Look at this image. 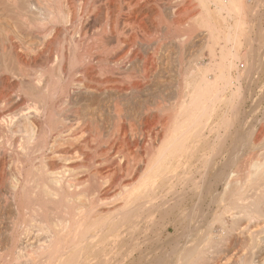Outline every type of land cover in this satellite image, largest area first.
Listing matches in <instances>:
<instances>
[{
    "label": "bare ground",
    "instance_id": "6f19581e",
    "mask_svg": "<svg viewBox=\"0 0 264 264\" xmlns=\"http://www.w3.org/2000/svg\"><path fill=\"white\" fill-rule=\"evenodd\" d=\"M159 1L0 0V132L18 133L6 192L0 154L15 213L0 264H209L204 244L216 264H254L263 251L264 0H197L206 36L178 30L177 47L197 51L178 50L171 90L150 86L171 35L149 40L146 23L169 33L196 1H160L161 23ZM24 86L30 101L9 107L1 87Z\"/></svg>",
    "mask_w": 264,
    "mask_h": 264
},
{
    "label": "rangeland",
    "instance_id": "374dc122",
    "mask_svg": "<svg viewBox=\"0 0 264 264\" xmlns=\"http://www.w3.org/2000/svg\"><path fill=\"white\" fill-rule=\"evenodd\" d=\"M160 1H162L163 3H164V0H160ZM158 2V7H161L160 9L162 10V7H163V10L161 11V13H163L162 14V17H160V23H161V21H164V20H167L166 19V17L168 16V14H169V9H167V8H165L164 7V5L161 3V2ZM187 1H189V0H187ZM187 1H185L184 0V4H185V6L187 5L186 3H189V2H187ZM196 1V2H195ZM190 2H192V3H189V5H192L194 2L197 4V0H190ZM194 3V4H195ZM161 4V5H160ZM183 4V5H184ZM193 4V5H194ZM195 4V8H192V6H189L188 8H189V11L187 10V12H186V10L185 9H181V11H183V12H180L179 13V16L182 18L183 16V19L185 20L186 18V21H184V26H181L180 28L178 27V29H177V27H175L174 29L175 30H172V29H170V31H168L169 33H167L166 31H167V29H166V24L165 23H167V21H164L163 22V24L161 23L159 26H158V29H157V27L155 26V27H153V25L150 23V25H152V28L151 27H149L150 25H149V23L147 22L146 24L148 25V27H147V30H149L148 31V33H149V35L148 36H152L149 40H155V37H156V39L157 40H159L160 39V37H161V39L163 38V39H165V38H167L168 37V35H169V37H170V35H171V37L170 38H172L175 34H177V36L176 37H174L173 39H170V38H167V42H169V43H165L164 45H162V49L160 48V50L158 51V53L157 54H159L160 55V59H159V56L157 55L156 56V59H158L157 60V64L158 65H160V67L162 68L161 70H159V71H162V72H159V77L156 75L155 76V78H154V80H153V82H152V84L150 85L151 87H170V88H168V90L170 89L171 90V87H175L176 86V81L179 79V77H178V74H176V72H177V63H176V61H177V56H178V54H180V52H181V49H182V51L184 50V52H185V48L186 49H188L189 48V50H186V55H185V53H184V55H185V57L187 56V58L188 57H190L191 55H192V53H195L196 51H197V47H188V46H185V47H177L178 45L176 44V42H175V38H177V37H179V35L181 36L182 35V33H184V35H188L191 31V35H192V37L190 38V39H192V40H194V41H203V39H205V36H206V30L204 29V28H202V27H200V26H198L197 25V23L195 22V20L196 19H194V17L193 16H195L194 14L197 12V11H199V12H201V10H200V4H197L196 5ZM150 7V9H146V10H151L150 11V13L151 12H153V11H155V8L153 7V6H149ZM153 9H152V8ZM157 7V8H158ZM148 8V7H147ZM190 8H192L193 10H191ZM166 9V10H165ZM184 10H185V12H184ZM191 11V12H190ZM193 11H195V13H192ZM198 12V13H199ZM190 13V15H187V14H189ZM198 13H196V14H198ZM165 14V15H164ZM166 14H167V16H166ZM191 14H193V16L191 15ZM199 15V14H198ZM185 16H187L186 18H185ZM191 18H190V17ZM188 17H189V19H192V22H191V20H188ZM197 16H195V18H196ZM100 19V18H99ZM98 19V20H99ZM94 21L92 24V29H93V31H95L94 29H95V27L97 28L99 25H100V23L102 22V20L101 21ZM188 20V21H187ZM194 20V21H193ZM190 23H192V25L190 24ZM194 23V24H193ZM195 23H196V25H195ZM162 25V26H161ZM187 25H191V26H189V27H192L191 29H195L196 31H197V29L198 28H200V30H198L197 32L196 31H193V30H191L189 27V29H187L186 30V26ZM193 25H195V26H193ZM160 26L163 28V27H165V28H163L164 29V31H163V29L162 28H160ZM184 27V28H183ZM99 28V27H98ZM156 30H158V31H156ZM160 28V29H159ZM197 28V29H196ZM223 28H225V27H223ZM154 29V30H153ZM180 29H182L183 30V32H182V30L181 31H178V30H180ZM184 29L186 30V31H184ZM161 30L163 31V32H161ZM166 30V31H165ZM177 30V31H176ZM188 30H189V33H188ZM191 30V31H190ZM172 31V32H171ZM153 32V33H152ZM154 32H155V34H154ZM157 32V33H156ZM181 34H180V33ZM196 32V33H195ZM161 33H162V35L163 36H165V38L161 35ZM171 33H173V34H171ZM186 33V34H185ZM188 33V34H187ZM205 33V34H204ZM166 34V35H165ZM168 34V35H167ZM179 34V35H178ZM195 34V35H194ZM154 35V36H153ZM157 35V36H156ZM190 35V36H191ZM194 35V36H193ZM197 35V36H196ZM204 37H203V36ZM140 37H141V35H139ZM189 36V35H188ZM189 36V37H190ZM202 36V37H201ZM154 37V38H153ZM196 38V39H195ZM160 39V40H161ZM199 39V40H198ZM156 41V40H155ZM154 41V42H155ZM150 42H152V41H150ZM153 43V42H152ZM168 45V46H167ZM170 45V46H169ZM172 46V47H171ZM176 46V47H175ZM165 47V48H164ZM167 47V48H166ZM170 47V48H169ZM184 48V49H183ZM145 49V48H144ZM196 51H195V50ZM178 50L180 51V52H178ZM169 51H171V53L169 52ZM176 52H178V53H176ZM192 52V53H191ZM203 52L206 54L207 53V49L205 50V49H203ZM183 53V52H182ZM188 53H190V54H188ZM172 54V55H171ZM188 54V55H187ZM170 55V56H169ZM174 55H176V56H174ZM173 56V57H172ZM158 57V58H157ZM175 60H174V59ZM187 60V59H186ZM160 61V62H159ZM170 61H172L171 63V65H170ZM162 62V63H161ZM166 62V63H165ZM176 63V64H175ZM240 62H238L237 64H239ZM162 64V65H161ZM175 64V65H174ZM242 62H241V64H240V67L239 68H241L242 69ZM160 67H159V69H160ZM169 67V68H168ZM171 67V68H170ZM76 72H72L71 73V75L70 76H72V75H74V77H75V75L76 76H78V73H76ZM167 73H169L168 75H166ZM171 73V74H170ZM165 74V75H164ZM174 75V76H173ZM171 76V77H170ZM73 77V76H72ZM165 77V78H164ZM171 79H170V78ZM52 78H53V80H52ZM169 78V79H168ZM157 79V80H156ZM173 79V80H172ZM55 80H57L56 79V76L55 75H51V82L53 81L54 83H55ZM164 80V81H163ZM176 80V81H175ZM167 81V82H166ZM52 82V83H53ZM160 82V83H159ZM53 83V84H54ZM170 83V84H169ZM174 83H176V84H174ZM159 84V85H158ZM161 84V85H160ZM167 84V85H166ZM172 85V86H171ZM246 85L247 84H245L244 83V85H243V87L244 88H246ZM2 88V92H8V90L9 91H12L13 92V94H12V97H11V101H9V103H8V105H9V107H18V106H20L22 103H24V100H25V102L26 101H30V98L29 97H27V96H25L24 95V88H25V86L24 87H19V89L20 90H18V87H1ZM23 88V89H22ZM4 89V90H3ZM16 90H18V91H16ZM258 90V89H257ZM21 91V92H20ZM23 91V92H22ZM20 93V94H19ZM23 93V94H22ZM73 94H71V99H73V100H80L83 104H85L87 107L86 108H88V109H93V110H96V108H97V106H99L98 104V102H99V100H100V98L97 96V98L95 97V96H90V95H88V94H83V93H79V92H72ZM18 94V95H17ZM22 94V95H21ZM88 95V96H87ZM24 96V97H23ZM22 97V98H21ZM57 97V98H56ZM95 97V98H94ZM56 98V99H55ZM99 98V99H98ZM22 100V101H21ZM58 100V95H56L55 97H54V99H52L50 102H51V104L52 105H54L55 104V106L57 105V103H59V101H57ZM12 102V103H11ZM19 103H20V105H19ZM27 103V102H26ZM4 133V132H3ZM3 133L1 134V132H0V146L2 145V148L0 149V154H1V156L4 158V161H5V170H3V176L4 175H6V176H4V178H3V184H2V186H4V187H2L1 186V190L3 191V192H6L7 191V186H9V183L12 181V174L11 173H13V167H14V160H13V155H15L14 153L15 152H17V148H16V146H17V144H16V142L14 141V140H16V138L18 137L17 136V134H15L14 136H12V135H9V134H4L3 135ZM9 135V136H8ZM15 142V143H14ZM13 143V144H12ZM264 142H259L257 145H258V147L253 151V153H255L256 151H258V152H260V151H264V150H261L262 149V147H264ZM260 146V147H259ZM12 147H14V148H12ZM260 148V149H259ZM264 149V148H263ZM3 150V151H2ZM260 150V151H259ZM5 154H4V153ZM13 154V155H12ZM260 154H261V152H260ZM7 155V156H6ZM13 157H12V156ZM264 155V152H262V154L260 155V157L261 156H263ZM6 157V158H5ZM36 157V158H35ZM39 153H35L34 155H33V162H36L37 160H39ZM12 158V159H11ZM38 162V161H37ZM36 162V163H37ZM7 163V164H6ZM7 166V167H6ZM5 171V172H4ZM12 176V177H11ZM11 178V179H10ZM6 180V181H5ZM11 180V181H10ZM7 181H8V184H7ZM7 187V188H6ZM9 203H10V205H9ZM9 206V207H8ZM2 206V203H1V199H0V231L2 232L3 231V228L4 227H2V220H3V222H5L6 224H5V226H7V223H9L8 221H10V219L14 216V207H13V205L11 204V202L10 201H8V203H7V206L5 205V207H3ZM5 208V209H4ZM2 213V214H1ZM204 216V218L203 219H201V223H203L204 225V227H206L207 226V222H208V220L210 219V217H209V215L208 214H204L203 215ZM1 218H3V219H1ZM8 220V221H7ZM184 222L185 221H183L182 222V226H179L178 227V229H176V231L173 233V235L175 236V235H177L179 232H181L182 231V228H183V225H184ZM256 221H254V222H250L249 223V226H250V224H251V226L250 227H254V225L256 224L255 223ZM248 223V222H247ZM254 223V224H253ZM185 228V227H184ZM3 233V232H2ZM204 233H199V235H196V234H194V238H196V239H199L200 240V235H203ZM215 234V233H214ZM3 236H4V238H3V241H2V243L3 242H7L6 241V236H5V234H3ZM199 237V238H198ZM238 240H236V239H234L235 240V242L236 243H234V240L233 241H231V245H230V247H232L233 248V250L234 251H236L237 249L238 250H242V251H244L246 248H244V244H242L241 245V243H243L242 242V240L241 239H239V238H237ZM198 240V241H199ZM201 244H203V242L202 243H200V246H201ZM235 246H234V245ZM5 244L3 243V245H1L0 246V254L2 253V254H5L6 253V249H5V246H4ZM205 245V244H204ZM203 245V247L201 248L200 246H199V248H201L202 250L201 251H203L204 249H205V251H206V253L207 254H209L208 255V257L210 258H208L209 260H208V262H209V264H211V263H213V262H215L216 260V262H220V261H223V259L225 258V256L224 255H221V256H223V258L222 257H220V256H218V257H220L219 259H221V260H219L218 258H217V252H216V247H214V246H211V247H206V246H204ZM238 246L240 247V248H238ZM243 246V247H242ZM241 247H242V249H241ZM231 248V249H232ZM6 251H5V250ZM244 249V250H243ZM200 250V249H199ZM208 250V251H207ZM232 250V251H233ZM242 251H240V252H242ZM200 252V251H199ZM263 252V253H262ZM230 253V252H229ZM228 253V254H229ZM136 255H137V253H135ZM257 254H259V255H257ZM256 255V257H254V264L256 263V264H264V256H263V254H264V249H263V251H261V252H258ZM262 255V256H261ZM259 256V257H258ZM261 256V257H260ZM263 258V259H262ZM258 259V260H257ZM256 261H258V262H256ZM216 262L215 263H213V264H216ZM130 263V262H129ZM230 263L232 264L233 263V261H230ZM229 263V264H230Z\"/></svg>",
    "mask_w": 264,
    "mask_h": 264
}]
</instances>
